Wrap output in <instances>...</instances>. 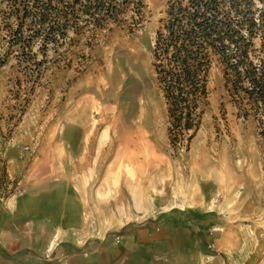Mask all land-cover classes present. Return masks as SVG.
Listing matches in <instances>:
<instances>
[{
	"label": "rangeland",
	"instance_id": "374dc122",
	"mask_svg": "<svg viewBox=\"0 0 264 264\" xmlns=\"http://www.w3.org/2000/svg\"><path fill=\"white\" fill-rule=\"evenodd\" d=\"M167 2L144 0L133 32L69 31L42 50L36 39L12 44L0 15V229L12 204L55 191L71 227L44 255L70 236L122 235L124 224L180 211L209 254L192 264H264V126L237 115L214 62L200 126L187 149L172 148L152 68Z\"/></svg>",
	"mask_w": 264,
	"mask_h": 264
},
{
	"label": "trees",
	"instance_id": "16d2710c",
	"mask_svg": "<svg viewBox=\"0 0 264 264\" xmlns=\"http://www.w3.org/2000/svg\"><path fill=\"white\" fill-rule=\"evenodd\" d=\"M0 5L11 43L31 47L36 39L41 50L62 44L69 31L126 23L133 32L144 16V0H0ZM214 62L237 115L264 126V0H168L155 31L152 68L174 150L187 149L200 126Z\"/></svg>",
	"mask_w": 264,
	"mask_h": 264
},
{
	"label": "crops",
	"instance_id": "0c3cea01",
	"mask_svg": "<svg viewBox=\"0 0 264 264\" xmlns=\"http://www.w3.org/2000/svg\"><path fill=\"white\" fill-rule=\"evenodd\" d=\"M80 128L77 123L62 126L64 131ZM54 193L29 195L23 203L9 207L10 217L4 218L7 222L0 229V264H39L45 259L44 249L51 236L61 231L58 229L71 227ZM181 213L124 224L118 243L113 240L116 232L107 238L104 234L85 239L70 236L47 253H52L50 258L56 264H192L188 256L197 252L209 257L190 231L188 223L194 222L193 216Z\"/></svg>",
	"mask_w": 264,
	"mask_h": 264
},
{
	"label": "bare ground",
	"instance_id": "6f19581e",
	"mask_svg": "<svg viewBox=\"0 0 264 264\" xmlns=\"http://www.w3.org/2000/svg\"><path fill=\"white\" fill-rule=\"evenodd\" d=\"M137 143L138 147H136L138 156L141 155L143 158H146L148 155V151L145 149V145H143L145 143V140H143V138H140ZM183 189L191 191L193 194H195V189H189L188 187H184Z\"/></svg>",
	"mask_w": 264,
	"mask_h": 264
},
{
	"label": "built area",
	"instance_id": "2783aa9c",
	"mask_svg": "<svg viewBox=\"0 0 264 264\" xmlns=\"http://www.w3.org/2000/svg\"><path fill=\"white\" fill-rule=\"evenodd\" d=\"M29 149H30L29 146H25L24 147V150H29ZM113 240H114V242L118 243L121 240V235L115 234L114 237H113ZM47 252H48V250H47ZM51 255H52V253H50V254L46 253L45 254V259H41L39 264H56L50 258Z\"/></svg>",
	"mask_w": 264,
	"mask_h": 264
}]
</instances>
